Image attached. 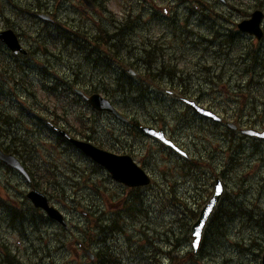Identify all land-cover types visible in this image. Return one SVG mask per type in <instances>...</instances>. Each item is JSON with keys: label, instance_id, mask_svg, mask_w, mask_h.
Masks as SVG:
<instances>
[{"label": "rangeland", "instance_id": "obj_1", "mask_svg": "<svg viewBox=\"0 0 264 264\" xmlns=\"http://www.w3.org/2000/svg\"><path fill=\"white\" fill-rule=\"evenodd\" d=\"M104 1L105 9L98 16V22L104 28H111V24L108 22L111 21L112 16L120 18V20L123 19L122 7L126 0ZM204 1L221 14L229 10L228 5L218 0ZM149 2L150 5L147 9L143 8L134 13L138 19L129 24L130 27L133 24L136 27L139 26L130 35L135 43H138L142 36L147 35L149 28L151 32L155 31V33L162 34L167 38L173 37L170 26L155 24L160 15L161 7L167 6L171 9L175 19L180 21L179 27L191 31V34L188 35L178 32L182 40L196 41L200 43V47L214 48L215 51L220 49L218 43L211 42V46H209L208 42L198 41L200 40L198 35L206 37L210 35V30L205 24L199 22L198 8L194 9L187 26L183 27L185 17L190 11L186 6L192 5V0H188L186 6L181 3L176 7H174L175 3L171 4L168 1L166 4H160L159 7L156 3H161V0H155L154 3L149 0ZM156 11H158V16L153 14L151 17L149 15V13ZM225 15L234 18L236 21L241 19L236 15L228 13ZM84 22L90 28L94 24L95 18L89 16ZM156 22L161 24L159 21ZM220 26H222L221 29H226L229 24L227 21L221 20ZM234 41L230 59L226 58L222 51L213 53L210 57L217 64L224 61V71L226 72L230 67L236 69L235 75L233 74L227 82L228 88L223 87V92L219 90L209 91L207 88L211 86L200 81L203 86L204 98L210 99L212 105L218 104L224 111L233 109L237 112L242 106L245 109L243 113L256 114L254 109H260L263 105L261 100L264 98V60L262 64H256L254 70L248 68L246 75L238 77L239 72L245 73L243 71L245 68L236 64V54L245 52L247 45L255 42L247 36H239L238 34H235ZM255 44L258 46L257 49L261 58H264V41ZM29 48L36 50L35 45H29ZM47 51L48 53H40L39 51L36 54L33 53L29 56L28 61H19L18 65L15 63L8 65V69L19 81L32 84L36 99L43 104V107L47 106L53 109L56 100L53 96H47L41 90L40 85L42 83L51 84L55 77L66 81L77 75L81 76V80L88 81L92 78L95 83L99 76L111 78V81L114 79L112 77L115 72L112 69L90 68L89 61L84 60L83 54L72 45L66 46L60 41L56 42L55 45L48 46ZM170 55V50H167L166 56ZM1 63L8 62L2 61ZM236 80L242 84L252 80L247 89L249 92H244L248 95V100H242L241 104L230 91V86ZM198 82L194 81V84L198 85ZM6 84H12L8 76L6 77ZM20 87L24 88V86ZM13 90L15 89L13 88ZM103 90L97 91L114 101L121 112L133 113L142 124L152 122L157 126H163L190 153V157H193L195 153H209L218 170H222V162L228 164L235 157L233 149H226L228 144H232V148L239 150L235 149L238 152V162L235 159V162L224 173L222 179L224 192L205 225L198 249L193 251L191 245L190 228L194 219H189L188 225L183 223L181 217L176 219V213L180 214L181 203L170 205L169 201L178 196L185 200L183 203L189 201L190 206L193 202L192 196L199 191L198 187L202 185L205 180L203 178L210 171L205 169L201 172L198 170L188 173L182 167L184 165L183 159L174 152H170L166 147L148 136H140L134 132L129 133L131 126L125 125L102 112L96 113L89 106L79 101L72 108V112L84 114L87 122L92 126L94 139L102 141V148L104 149L115 153L130 154L135 162L151 176V183L146 187L128 190L126 189L128 187L114 181L103 168L95 167L94 163L77 151L54 144V140L47 138L34 127H27L32 133L30 139L38 140H34L36 141L34 152L36 160L40 163H54L57 168V178L66 188L65 192L71 194L72 197L74 195L83 203V206H73L75 202L71 199L64 201L58 198L50 199L68 218L70 228L63 231L47 222L44 217L33 213V207L25 197L29 185L23 178L15 175L13 171L6 170L0 165V199L7 201H0V264H10L9 260L5 258L4 249L15 264H20L24 259L28 261L27 264H98L89 261L82 252L77 250L79 249L77 243L81 244L80 229H86V224L90 221L95 222L93 215L89 219L90 215L85 217L81 210L90 211L91 214L93 211L97 212V215L105 220V224L115 215L120 217L119 230L108 233L105 243V245L116 247L120 256L118 264H145L149 258L152 259L155 252L153 246H158L162 250L170 249L172 247L169 245L170 240L177 245L171 249L172 257L167 254H160L161 256L157 257L161 264H260L264 248V140L260 141L247 136L241 138L237 135L240 133H237V138H233V141L230 142L229 137L231 135L226 134L223 123L213 125L212 122L190 116L182 111L181 103L166 94L160 96L151 92L142 99L140 97L138 100H133L129 95L124 96L113 91L112 88H107V93H104ZM4 97L7 98L0 105L3 115L10 114L13 117L19 115L17 103L20 101L9 92L3 95L0 100ZM156 116L160 117L161 120H158L159 118L157 119ZM259 117L264 120V113L260 111ZM20 119L17 122L13 121V126H16L15 128L19 133L24 129L25 124L21 115ZM69 123L77 125L71 117H69ZM1 125L4 130V125ZM201 129L208 130L210 133L206 132L201 137L198 133V130ZM117 138L118 141L116 142ZM206 139H209L208 141L213 145H217L215 154L207 151ZM229 154L233 157L231 156L228 161ZM39 181L42 180L39 179ZM174 193H176L175 196ZM14 202L18 205H12ZM8 203L15 209H21L25 215L13 227L7 222L9 213H7L8 210L5 205ZM126 207H129V213H125ZM53 233L63 234L60 236L65 237V240L71 244L55 251L53 246L57 240L52 239ZM176 237L177 241L175 242ZM29 243L40 248V251L47 249L51 257H44L38 261L31 250H27L28 252L24 250L25 247H29ZM98 245V241H92L89 243V248L96 254L98 253ZM16 250L26 253L24 257L18 258L19 262L13 257L12 252ZM75 250L79 253L78 256L75 255ZM42 253L40 252V254Z\"/></svg>", "mask_w": 264, "mask_h": 264}, {"label": "trees", "instance_id": "obj_2", "mask_svg": "<svg viewBox=\"0 0 264 264\" xmlns=\"http://www.w3.org/2000/svg\"><path fill=\"white\" fill-rule=\"evenodd\" d=\"M167 1L171 4L175 3L176 5L184 3L186 6V4H188V0H161V2L164 4H166ZM195 2L197 3L195 4ZM104 3L105 1H103V8L105 9ZM225 4H228L229 10L224 14H221L219 11H216L214 7H210L204 0H192V5L186 6L188 10L190 9L187 14V16L190 17L186 16L187 18L184 20L185 22H183V27H186L188 20L192 17L191 15L193 14L194 9L198 8L200 13V17L198 16L199 22L205 24L207 29L210 30V35L207 37L204 35H198L200 39L198 41L208 42L210 44H208L209 46H211V42L218 43L220 46L218 51H215L214 48L200 47V43L196 41L188 42L184 39L182 40L177 33L181 32L188 35L191 34V31L180 28L179 26L181 24L177 25L174 15L173 17H169L165 16L163 13H159L160 15L156 21L161 22V25L170 26L172 28L173 37L167 38L162 34L156 35V33L153 32L145 38H142L139 43H137L138 45H135L136 50H134V45H129L126 41H124V32L126 31L127 33L128 30L134 29L133 26H129L130 23L138 19V16L134 13H137L143 8L147 9L150 5L148 0H126L122 9V14L124 15L123 19L120 20V18H116L114 16L111 18L112 22L121 23L122 25L120 27H115L112 29L99 28L98 31L100 34H96L97 31H94L93 35L89 29V37L87 42L85 44L73 45V47H76L77 50L83 54V57L86 61L90 57L92 68L104 67L112 69L115 72L114 81L118 86L113 91L119 90L118 93L123 94L124 96L129 95L131 98H133V100H138L140 97L142 99L145 95L149 94L148 91L143 90L142 87L147 85L149 82L159 80L163 81L165 77L168 87H171L172 90L174 89L176 95L193 98L204 103L208 100L204 98L203 86L201 85L200 81L217 85H227V82L232 78L233 73H235V69L231 67L227 72L224 71V61L220 64H217L212 61L210 57L211 54L222 51V54L226 58L230 59L231 50L233 49L232 45L235 43V34H241L236 30V20L234 18L227 17L225 14L228 13L230 15H236L238 18L245 17L252 9L263 8L264 0H226ZM176 5L174 7H176ZM221 20L228 22L229 26H227L226 29H221ZM175 30L176 36L174 37ZM116 34H119V37L114 38ZM59 35H61V38L66 37L64 30H59ZM56 42H59V39L50 43H45V45H55ZM257 48V44H249L247 45V50L245 52H238L236 54V64L239 66H244L246 74L248 73V68L254 70L256 68V64H262L264 60L263 57L261 58ZM43 49H45L44 45ZM167 50H170L172 55L168 56L169 58H166ZM92 53L94 54L93 57H91ZM1 68L5 72H8V74L12 73L7 67L2 66ZM126 68H132L138 72L137 81L133 80L126 73ZM194 81H199L198 85H195ZM102 82L103 81H101L100 84H102ZM251 83L252 80L247 81L245 83L246 85L241 83L237 84V92L233 94H236L240 97V102H242V100H248V95L244 94V92L248 91L247 89L250 87ZM135 84H137L135 89L131 88ZM23 86L27 93L24 94L19 113L22 119L25 120L24 129L20 138V142L16 144L15 138L12 137L14 147H8V149L16 153L22 159L26 168L28 171H30L29 173L31 177H34L35 174L37 182H34V186L47 194L50 199L58 198L61 201L72 199L75 202V205L73 206L82 207L83 203L75 198L74 195L72 197L71 194H67V192H65L66 188H64L57 178L56 165L50 162L40 163L36 160L34 152L36 150V141L38 140L35 138L30 139L32 133L27 127H34L38 132L44 133L47 138L54 140V144H61L62 146L66 147L64 143L66 142L69 146H72L63 137L55 135L54 132H52L50 126L48 127L46 122V120H48L55 125L68 126L69 117H71L80 124L78 125V128L71 129L72 133L75 132L81 137L87 139L93 138L91 131L92 126L87 122L84 114L72 112V108L77 105L79 101H82V98L75 93L74 87H81L87 93L97 91L99 88L92 78L86 81L81 80V76L76 75L64 81L63 79H58L55 77L51 84H41V90L46 93L47 96L55 97V106L53 109H50L47 106L43 107V104L37 101L35 92H33L34 87L30 82L23 83ZM120 86H123V88H120ZM244 88H246V90L240 92ZM103 92L107 93L106 89H104ZM261 103L263 104L261 110L264 112V98L261 100ZM58 110H60L59 113ZM124 114L129 117V126H131L129 133L134 132L140 136H143L144 134H142L138 128L141 124L140 119L133 113ZM156 118L161 120L158 116H156ZM16 120L21 119L19 116L13 117L10 114L3 115L0 113V121L5 122L9 129L14 127L12 124L13 121ZM242 126L264 127V120H261L260 117L254 116L242 122ZM4 128L6 131H8L7 127L4 126ZM206 132H208V130H198V133L201 137ZM227 133L233 134V131L227 130ZM13 134L14 132L11 133V135ZM94 140L98 145L102 146L101 142L97 141L96 139ZM117 141L118 138L116 139V142ZM229 141H232V137H229ZM167 149L170 152L172 151L169 148ZM226 149H233L235 157L231 162H228V164L222 162V170H218L215 167L212 157L207 153L204 155H194L193 157L189 156L188 159H183L184 165L182 167L185 171H188V173L196 172L198 170L201 172V170L205 171V169H208L210 172L206 174V177L203 178L205 180L202 185L198 187L199 191L194 196H192L193 202L190 206L189 201H186L187 203H183L185 200L175 196L176 193H174L175 197L169 201V204L174 205L175 203H181V206L179 207L180 214L176 213V219L181 217L180 219H182L183 223L187 225L189 223V219L195 220L198 216L200 207L206 202L208 196L211 194L214 179L216 177H221L223 179L225 171L231 167V165L235 162V159L238 162V152L235 151L236 148H232V146L228 144ZM231 156L232 155L229 154L228 161L230 160ZM94 166L101 168L96 164H94ZM39 179L42 181H39ZM126 189L131 190L130 188ZM5 206H7V213H9L7 222L10 226H14L17 224L18 220L23 219L25 216L21 209L15 210L10 204H6ZM126 208L127 209L125 210V213H129V207ZM87 212L88 215H90L89 219L93 215L95 222L90 221L86 224V229H80L81 244L83 246L89 247V243L92 241H98V253L95 255L97 261L100 264H118L120 256L116 251V247L105 245V243L108 233L114 230H119L118 226L120 223V217L115 215L105 224V220L97 215V212L93 211V214H91L90 211ZM33 213L41 216V212L39 210L33 211ZM176 241L177 237L175 238V242ZM169 245L175 248L177 244L170 240ZM172 247L167 250H162L158 246H153L155 252L152 255V259L149 258L145 264H161L160 259H157V257L161 256L160 254H167L172 257ZM4 253L6 255L5 258L9 260L10 264H15L5 249ZM19 255V257L13 256L18 262V258L24 257L26 253H19ZM38 258L39 261L42 260L41 255H38ZM27 262L24 259V261L20 262V264H27Z\"/></svg>", "mask_w": 264, "mask_h": 264}, {"label": "flooded vegetation", "instance_id": "obj_3", "mask_svg": "<svg viewBox=\"0 0 264 264\" xmlns=\"http://www.w3.org/2000/svg\"><path fill=\"white\" fill-rule=\"evenodd\" d=\"M92 2H93V7L91 10H88L87 6H85L84 0H0V32L8 31V30L11 31L15 36L17 42L25 49V53H18V54L13 53L7 47L6 42L2 40V38L0 37V99L2 98L3 95H6L7 92H9L10 94L14 95V97L17 100L20 101L17 103V109L20 110V106L22 105L24 94L27 93V91L23 92V90H25L23 87H20L23 86V82L19 81L12 73L7 75L8 72H5L1 68L2 66L8 68L9 63H15L16 65H18L19 61H28L29 56L32 55L33 53L34 54L38 53V51L48 53L46 48L47 46L45 45V43H50L57 39H59V42L61 41L63 45L73 46L76 44H85L87 42V39L89 37V33H88L89 29L92 31H97L96 34H100L98 29L102 26L98 22V16H100V14L102 13V3L99 0H92ZM89 16H93L95 18V22L90 28L87 27L86 23L84 22V20L87 19ZM121 25H122L121 23H116V22L114 23V27L116 28L120 27ZM59 30H64L66 37L61 38V35H59ZM129 32L130 31L128 30L127 31L128 35L124 37V41H126L127 44L129 45L135 46V44L131 42V38L129 37ZM150 33H151V29L149 28L146 36H148ZM91 34L93 35V32ZM238 35L244 36L243 34H238ZM245 36L247 35L245 34ZM117 37H119V34H116L114 38ZM261 41H264V37L262 38ZM29 45H35L36 50H32L31 48H29ZM43 45L45 49H43ZM134 50H136V46L134 47ZM132 55H136V54H132ZM93 56L94 54L92 53L91 57ZM2 61H7L8 63H1ZM7 76L12 82V84L10 85L6 84ZM101 81L99 83H101ZM233 83H234L233 86L235 87L236 90L237 89L236 86L237 84H239V82L238 80H236ZM116 87L118 86L115 85L113 86V88ZM13 88L15 90H13ZM142 88L144 90H148L153 93H163L166 95L167 93L169 94V91L172 90L171 87H168L165 77L163 81L162 80L154 81ZM77 94H80V92L77 91ZM170 95H172V92H170ZM6 98L7 97H4L2 100H0V105ZM0 113L3 114V110L1 108H0ZM18 116L20 117V113L19 115L17 114L15 117ZM17 121L20 120H16V122ZM46 122L48 124V127L50 126L52 132H55L56 130L54 127L56 125L52 124L48 120H46ZM1 124L7 127L8 131H6L5 128L3 130V126ZM15 127L16 126L9 129L5 122L0 121V135H1L0 150L5 154H13L18 157L16 153L8 149V147L11 148L14 147L12 137L15 138V143L18 144L20 142V138L23 133V129L22 132L19 133V131ZM60 127H62L68 134L70 133L72 135H75L76 137H80V135L75 132L71 133V129L78 128L75 126V124H70L68 126H60ZM13 132L14 134L11 135V133ZM42 134L45 135L44 133ZM18 159L20 161L22 160L19 157ZM21 163L23 164L22 161ZM0 165L2 166V168L6 170L13 171V173H15V175H17L19 178H23V176L20 173L12 169H9L7 166H4L1 163ZM26 171L29 175V180H25L24 178L23 179L25 180L27 185H29V188H33L34 182L36 183L35 174H34L35 177L34 178L31 177L29 173L30 171H28V169H26ZM13 205L16 206L18 204L14 202ZM45 219L47 220V222H50L51 224H53L54 226L60 229L61 227H63L48 218ZM69 228H70V223L67 220V226H65L63 231H67ZM54 235L55 234L53 233L52 239ZM53 240L56 239L54 238ZM67 244H71V243H68L65 240V237L59 238L57 240V243L53 246V248L54 249L57 248L58 250H61L67 247ZM29 246H32V244L29 243ZM42 251L44 253L46 250L44 249ZM79 251L82 252L81 250ZM75 255L78 256L79 253H77L76 251ZM43 256L47 258L51 257L50 253L48 255L44 254Z\"/></svg>", "mask_w": 264, "mask_h": 264}, {"label": "water", "instance_id": "obj_4", "mask_svg": "<svg viewBox=\"0 0 264 264\" xmlns=\"http://www.w3.org/2000/svg\"><path fill=\"white\" fill-rule=\"evenodd\" d=\"M85 3L89 7L92 6L89 0H85ZM263 16L264 13L262 10L255 9L250 13V16L248 18L241 20L237 24V27L239 28V30L252 34L257 39H260L263 34L260 25ZM0 37L2 38V40L6 42L9 48L12 49L14 52L24 51L19 46L15 36L11 31L8 30V31L0 32ZM85 98L94 109L99 111H108L112 113L115 117L121 120H125V117L113 106L111 101L107 98L102 97L100 94L93 93L89 96H85ZM186 102L195 111L205 114L208 117H211L212 119L219 120V117L214 112L200 107L194 101L186 100ZM230 126H232V124H230ZM56 129L60 134L65 136L67 140H69L72 144H74L75 147H77L81 152H83L87 157H89L93 162L105 168L114 180L121 182L129 187L145 186L150 183V176L145 172L143 168H141L132 159L130 155L116 154L104 150L102 148L95 146L89 141L72 138L68 136V134L60 128H56ZM140 129L144 133L157 138L159 141L166 144L167 146L172 147L174 150H176L178 153L182 154L183 156H186V152L180 149L177 145H175V143L171 139H168L161 128L155 129L151 126L141 125ZM242 133L264 138V129L256 130L252 128H245L242 129ZM0 160L6 165L18 169L24 175L27 176L26 171L20 164L19 160L12 154H5L0 150ZM218 188H219V194H217ZM222 189L223 187L221 180L217 178L215 180L213 193L211 194L208 201L201 208L198 218L191 226V237H192L191 245L194 251H196L199 246L204 225L207 219L209 218L213 208L215 207L221 195ZM27 197L31 200L32 204L35 207L43 209L49 218L61 223L62 225L66 224L63 214L56 207L49 204V201L45 196V194H43L37 189L32 188L27 192ZM196 232H199L200 235L197 236L195 234ZM84 251L88 255L89 259L93 258V254L89 250L84 249ZM261 264H264V249L261 255Z\"/></svg>", "mask_w": 264, "mask_h": 264}, {"label": "snow or ice", "instance_id": "obj_5", "mask_svg": "<svg viewBox=\"0 0 264 264\" xmlns=\"http://www.w3.org/2000/svg\"><path fill=\"white\" fill-rule=\"evenodd\" d=\"M217 194H219V188L217 189ZM197 236H199L200 235V233L199 232H196L195 233Z\"/></svg>", "mask_w": 264, "mask_h": 264}]
</instances>
